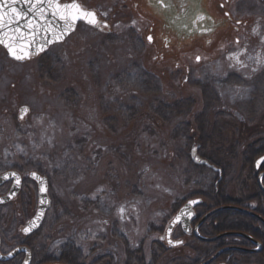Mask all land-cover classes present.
Segmentation results:
<instances>
[{"label": "rangeland", "instance_id": "rangeland-1", "mask_svg": "<svg viewBox=\"0 0 264 264\" xmlns=\"http://www.w3.org/2000/svg\"><path fill=\"white\" fill-rule=\"evenodd\" d=\"M81 1L86 8L103 5L100 0ZM114 1L108 5L113 6ZM135 1L142 6L143 0ZM220 1L205 2L210 15L224 21L223 11L217 8ZM230 1L234 24L227 23L228 28L216 31L210 41L204 37L175 41L171 35L168 36L171 41H164L162 34L167 30L163 29V14L140 13L138 9L139 13L117 14L112 19L114 13L98 7L99 17L110 20L113 32L102 34L80 25L65 42L48 52L50 76L42 75L38 60L15 64L0 49V152L4 160L0 165L2 169L9 168L21 160L31 168L38 164L41 168L42 163L50 161L49 170L44 168V172L50 181L53 205L42 235L56 238L49 260L58 261L66 244L67 251L72 244L81 256H91L92 245L96 244L103 246L98 254L115 253V263H121V247L126 245L129 250L142 247L145 264L150 261L152 264L149 242L162 233L156 231L165 229L173 215L167 205L176 204L182 190L194 189L196 186H190L191 183L207 180L206 171L190 163L191 149L199 143L198 139L188 145L184 137H174L180 119L164 124L155 116L154 108H148L151 100L148 97V101L147 95L139 104L129 98L136 90L138 74L145 72V68L138 67L150 68L152 61L163 79L162 97H193L197 103L195 115L204 111L201 91L196 86L207 85L216 92L217 104L208 107L205 114L209 129L215 120L218 122L220 132L214 141L219 142L215 146L222 153L228 152L232 164L223 180L228 192L222 203L232 205L242 181L246 192L255 191L252 175L243 166L242 152L264 140V75L253 79L264 65V0ZM150 28H153L152 43L147 39ZM231 32L227 39V33ZM241 52L240 60L246 67L237 72L228 67L227 57ZM197 56L201 57L199 62ZM176 67L181 71L185 67L190 69L184 86L171 74L167 75ZM231 71L248 82L247 89L225 84V81L231 85L241 83L229 76ZM254 100L257 111L253 121L242 117L241 112ZM134 105L137 118L128 121ZM25 107L28 113L18 122L20 110ZM217 115L221 118L217 119ZM209 135L213 137L211 132ZM211 148L205 149L204 155H210ZM240 167L243 170L239 173ZM99 189L104 190L100 193L104 207L99 197L91 198ZM121 205L127 209L123 221L117 216ZM34 206L33 200L25 211L17 201L2 209L4 228L15 236V241L20 237L18 229L31 216ZM105 220L107 224L103 223ZM239 227L242 226L235 221H228L220 229L228 231L217 239L233 236L228 234L236 233L232 230ZM7 241L9 250L13 242ZM109 243L113 246L104 250ZM178 259L179 250L175 249L161 254L156 264H179ZM248 261L252 263V259Z\"/></svg>", "mask_w": 264, "mask_h": 264}, {"label": "flooded vegetation", "instance_id": "flooded-vegetation-1", "mask_svg": "<svg viewBox=\"0 0 264 264\" xmlns=\"http://www.w3.org/2000/svg\"><path fill=\"white\" fill-rule=\"evenodd\" d=\"M100 6L96 7H88V9L93 10L97 13L98 18L100 19L101 23H107L109 25L108 28L103 29L102 31L97 28L95 31L106 34L113 32V24L110 23V20H102L98 15L97 8L103 7L109 9V13H125L128 9L127 7L118 6L116 2H114L113 6H109L108 3L112 0H100ZM132 4V10L139 13L138 9H140V13L146 12L153 15L160 16L163 14L162 19L163 22V29L167 30V32L163 33V40L164 41H171L168 37L169 35L175 37V41H187V40H194L200 38H206L205 41H210V37L216 33L219 29H226L228 28L226 25L230 23V26L234 24L232 22V12L233 7L230 5V0H222L218 3L217 8L221 9L224 14V21H217L213 18L208 9L209 5L205 2L206 0H163L167 7L160 6V0H143L142 6H140L138 1L135 0H128ZM229 1V2H228ZM79 2L86 7L81 0ZM227 3V4H226ZM229 4V5H228ZM223 5V7H221ZM235 8V7H234ZM225 13H229V15H225ZM112 18V17H111ZM112 19H115L113 16ZM242 25L247 26L246 22H243ZM208 30V31H205ZM233 30V29H232ZM149 31L151 34L149 36H153V28H150ZM233 32L227 33V39L232 35ZM148 36V37H149ZM147 37V38H148ZM226 38V37H225ZM223 38V39H225ZM221 39V38H220ZM219 41V40H218ZM59 45V44H57ZM56 46V45H54ZM52 46V47H54ZM50 47L47 52L40 54L36 57H31V60H38L41 56L48 55ZM1 51L5 54V57L8 60V56L3 48ZM189 71V70H188ZM187 71V73H188ZM264 75V65L261 68L260 73L254 77L253 79L256 80L257 77H262ZM229 76L234 80L239 79L240 82L243 84H229L228 81H225L227 86H231L235 89H247L248 82L243 80V78L237 74L236 72H229ZM187 79H185L186 81ZM226 80V79H224ZM216 95V92L214 91ZM249 102V101H247ZM246 103V101H245ZM18 122H21L19 119ZM0 152V164H4V160L1 156ZM262 154L261 156H263ZM259 156L258 158H260ZM17 159V158H16ZM19 159V158H18ZM257 160V159H256ZM21 160L17 161V165L10 166L9 168H1L0 165V176L9 171L14 170L20 174L22 179V187L21 191L18 194L17 198L11 201L8 204L0 205V213L2 209H5L9 205H12L18 201L19 207L23 208L24 200H26L28 208L32 206V202L34 200L35 206L33 209V213L30 217H27L26 220L21 224V227L18 229V240L15 241V236L10 235L8 233V229L4 228V214H0V256H7L11 253L14 249L18 247H25L28 248L31 253V263L30 264H54L50 263L49 257H51V251L54 254V242L55 239L51 238L50 236L44 237V229L46 226V218L49 212L46 214L43 224L39 230L34 232L30 235H24L22 233V229L26 226V224L31 220L34 216L37 208V186L36 183L30 178L31 172H36L44 177L47 178L48 182V194L49 199L51 201V207L53 205V199L51 197V185L49 178L44 172V168L49 170L50 168V161L47 163H42L41 168L39 164L37 167L33 166L32 168L26 162H20ZM255 163V162H254ZM211 165V164H210ZM214 169H210L208 167L200 166L203 170L206 171V181L205 182H194L191 183L190 186H196L194 189L191 187L187 188L189 190H182L179 194L178 200V208L175 212L177 214L180 209L189 201L198 200L199 202L192 208L193 215L192 219L189 222L188 227H184L180 223L176 225L172 232L171 236L169 237L173 242L182 241V244L178 246H172L169 244L167 239V228L170 223L166 225L165 229H161L162 233L159 234L158 237L154 238L149 242V248L152 252H158L160 250L164 251L157 254H163L165 252H169L171 250H179V264H203L209 261L213 256L218 254V256L208 264H243L242 259L243 255H250L252 256V263L250 264H258V261L263 262V255H264V192L258 185V177L260 174H264V169L261 166L256 169L253 166L254 172L257 174V187H255V191L253 193L246 192L244 190V182L242 181L243 188H237V199L233 201L232 206L236 209L244 210L248 213L240 212L237 210H222L218 211L214 214H211L213 211L227 206L226 204L222 203V201L227 197V189L226 185L224 184L223 180L225 178L226 173H229L232 169V166H222L217 167L214 166ZM242 168L240 167L239 173L242 172ZM252 170V171H253ZM249 173L250 171L247 170ZM246 178H249L248 176ZM251 179L253 176L250 177ZM12 182H5L0 185V197L5 196L10 187ZM262 186L264 187V177L262 178ZM184 187V186H183ZM28 190V191H26ZM25 194V198H24ZM34 197V198H33ZM214 203H218V206H215ZM174 214V215H175ZM211 214V215H210ZM207 215H209L207 217ZM261 218L258 219L257 217ZM24 217V216H22ZM173 217V216H172ZM171 217V218H172ZM206 217V218H205ZM246 218V219H245ZM24 219V218H23ZM235 221L238 225H245L247 223L248 231L242 230L241 227L232 230L238 234H244L251 238L252 241L242 237V236H227L221 237L212 241V239L221 236L222 234L226 233L227 231H221V227L228 221ZM247 220H250L249 222ZM247 221V222H246ZM156 232H160L157 230ZM161 237H165L161 239ZM50 238L52 240H50ZM7 240H12L13 247L8 250L7 248ZM17 243V244H14ZM259 246H258V245ZM52 249V250H51ZM160 249V250H159ZM158 250V251H157ZM187 253L185 254V252ZM245 251H254V252H245ZM181 253V254H180ZM49 262H43L46 260ZM25 259V254L21 253L15 256L13 259L9 261H1L0 264H22ZM43 262V263H40ZM151 264V261L149 262Z\"/></svg>", "mask_w": 264, "mask_h": 264}, {"label": "trees", "instance_id": "trees-1", "mask_svg": "<svg viewBox=\"0 0 264 264\" xmlns=\"http://www.w3.org/2000/svg\"><path fill=\"white\" fill-rule=\"evenodd\" d=\"M127 1L128 0H115L114 2H116L118 6L127 7L128 10H126L125 13L131 14L132 12H134L132 11V4L129 1L128 2ZM117 14L116 13L113 14L115 19L117 17ZM178 59L179 58L175 60H178ZM38 62L40 64L39 68L41 69L40 72L42 73V75L45 76L49 74L50 76V73L52 71L49 72L50 70L49 65L51 64L49 57L47 55L41 56L38 59ZM151 63L152 64L150 68L147 65L146 67L145 65L138 67V68H143V69L145 68V72L142 70L138 74L136 82L134 83V88L136 90H134V92L130 94L129 98L134 100L135 104H139V101L145 98L146 97L145 95H147V99L149 97L151 100L148 105V108L149 109L154 108L155 116L159 117L164 122V124L169 123L171 120L180 119V121L178 122V126H177L179 128H177L175 131V135H174L175 138L177 136L184 137L185 139H187L188 145H190L191 143L196 141V139H198L199 143H196L197 144L196 146H198V152L203 159L207 160L211 165H214L217 167L230 166V162H229L230 158L228 156V152L223 151L222 153L218 148H216L217 142L219 141L217 142L214 141L215 135H218V133L220 132V126L218 122H216L215 120L214 123L212 124L211 129H209V124L206 120L205 113H207L208 109L211 106H215L217 104V97L214 94V91L212 90V88L207 85L205 86L197 85L196 86L201 91L200 101L202 104H204V111L200 113L198 112L199 114L197 113L195 115L194 109L196 108L195 105L197 103H196V99L194 101L193 97L189 98V97L181 96L180 98H175V99H169V98L162 97L163 96L162 95L163 94V90H162L163 79L159 75L160 73L157 74L158 70L153 65L154 61H152ZM168 74H171L169 75L171 77L174 76L176 78L175 81L179 82L181 86H184L185 84L188 83V81L187 80L185 81V79L190 74V69H187V67H185L181 71L179 68L176 67L170 73H167V75ZM171 83H174V82L171 81ZM158 97L160 99L156 100L158 99ZM153 103H157V104L152 105ZM256 104H257L256 100H254L253 102H249L248 105H246V108H244L243 111L241 112L243 114L242 117L246 116V117H249L250 120H253L255 118L256 111H257ZM130 113L131 114L127 116V120L128 121L136 120L137 113L135 110V105H134V108L130 110ZM216 118L220 119L221 115H217ZM210 132L213 134V137L209 135ZM234 146H235L234 147L235 149L236 145ZM210 147H213L210 149V151L207 150L210 153V155H206V154L204 155L203 151L207 148L209 149ZM262 154H264V140L256 142L252 146H249L244 152H242V156L244 158L243 166H245L247 170L250 171L248 174L253 176L252 181L254 182L255 187H257V183H256L257 174L254 172L253 166H254V162L256 161V159H258V157L261 156ZM190 163L193 164L191 160H190ZM192 166L202 169L200 166H197L195 164H193ZM261 168L264 169V165H262ZM178 205H179L178 203L169 204L167 205V208L168 207L170 208L171 213H175L178 208ZM27 209H28V205H27L26 200H24L23 210L26 211ZM247 221L249 222L250 220H247ZM242 227H241L242 230L248 231L247 223H245V225H243ZM69 228L70 227L67 224V230ZM56 233L59 234L58 231L57 232L54 231V234ZM49 236L53 239H56L55 236L52 237L50 234ZM51 238L50 240H52ZM67 245L68 244H66L64 248L62 249V251L60 252L59 254L60 257L58 261L50 260V263L59 262L61 264H111L113 262L112 264H145V257H144L142 247L136 250H129L128 246L122 245L121 248H123V250L121 251V253L123 254V256H122V260L120 261L121 263H115V256H114L115 253L111 254L107 252V254H101L102 252H100L98 254V251L100 250V248L103 247L102 245H96V244L92 245L91 256L88 255L87 257L81 256L79 250L75 248L74 245L72 244H71V249L67 251L66 249ZM110 246H113V245L110 243L104 245V247H106L104 250L110 249ZM117 246L119 247V245H116L115 247ZM160 251L164 252L162 250ZM160 251L158 252L154 251V253H152V256L155 262V263L152 262V264H156L157 261L159 260V256L162 253L161 254H157V253H160ZM249 259L251 260L252 256L243 255L242 263L250 264L251 262L248 261ZM43 262L47 263L49 262V260L46 258V260H44ZM43 262H40V263H43ZM258 264H264V257H263V262L258 261Z\"/></svg>", "mask_w": 264, "mask_h": 264}, {"label": "snow or ice", "instance_id": "snow-or-ice-1", "mask_svg": "<svg viewBox=\"0 0 264 264\" xmlns=\"http://www.w3.org/2000/svg\"><path fill=\"white\" fill-rule=\"evenodd\" d=\"M18 4H23L27 8V11L18 8ZM160 6L167 7L168 5H165L163 0H160ZM221 7H223V5H221ZM225 15H229V13H225ZM21 21H24L22 25ZM79 24L91 26L100 29L101 31L109 27L106 22L101 23L95 11L87 10L79 0H69V2H61V0H0V45L4 46L7 49L9 56L15 60H22L26 57H30L34 54V51L43 50L47 44L59 41L63 36L74 31ZM37 37L42 41L39 43L38 49L36 48ZM147 39L149 43L153 42L152 36H149ZM236 43L238 44L239 40H237ZM262 43H264V41H262ZM241 55H243L242 52L233 53L227 57L230 61L228 65L230 69L239 72L241 68L246 67V65L240 60ZM200 59V56L196 57L197 62H199ZM252 71L255 72L256 69L254 68ZM27 113L28 108H22L20 110L19 119L23 120ZM44 140L45 137L42 134L41 143H43ZM47 142L51 144L52 140L48 139ZM17 147L20 152H24L19 146ZM192 152L193 159L200 162L199 157L196 156V149H193ZM261 165H264V158L257 161V167L259 168ZM31 178L41 185L40 192L42 198L39 201L40 208L37 211L35 218L30 220L28 226L24 227L22 230L25 235L30 234L32 229L37 226V222L43 217L44 205L46 203V200L43 198V194L47 192V188L44 186L45 181L35 172L31 173ZM0 180L6 182L11 181L14 189L18 188L21 184V176L15 171L0 176ZM103 191V189H99L91 197L93 200H96L99 197L101 207H104V198L100 196V193ZM14 195L15 191L11 192L9 194V199ZM0 203H3V200H0ZM196 203L197 201H190L187 207L180 210V214L175 217L173 223H182L183 217L191 218V206ZM104 210L108 211V208H105ZM134 210L135 209H133V211ZM126 213L127 209L123 205L117 209V216L121 221L126 219ZM103 223L107 224L108 221L105 220ZM171 232L172 225H169V237L171 236ZM164 238L165 237H161V239ZM168 242L172 246L182 244V241H176L174 244L170 238ZM9 256L11 257L12 254L9 253ZM23 264H29L28 260L25 259Z\"/></svg>", "mask_w": 264, "mask_h": 264}, {"label": "water", "instance_id": "water-1", "mask_svg": "<svg viewBox=\"0 0 264 264\" xmlns=\"http://www.w3.org/2000/svg\"><path fill=\"white\" fill-rule=\"evenodd\" d=\"M17 7L23 9L24 11H27V8H26L23 4H18ZM23 23H24V21H21V25H22ZM61 26H62V25H61ZM77 26H78V25H77ZM77 26H76V28H77ZM90 27H91V26H90ZM76 28H75V30H76ZM75 30H74V31H71V32H69L67 35L63 36L59 41H56V42H52V43L47 44L46 47L43 48V50H36V51H34V54L31 55V56H38V55H40V54L46 52V51L48 50L49 47H51V46H53V45H55V44L62 43V42L65 41V40H66L71 34H73V33L75 32ZM41 42H42V41H40V38L37 37V46H36L37 49H38V45H39V43H41ZM0 46L6 51L8 58H9L10 60H12V61H15V62H17V61H24V60H28V59L30 58V57H26V58H24V59H22V60H15V59H13V58H11V57L9 56L8 51H7V49H6L4 46H2V45H0ZM193 149H196V156L199 157V161H200V162H197L195 159H193V152H192ZM192 150H191V153H190V158H191V161H192L193 164L198 165V166H205V167H208V168H210V169H214V167H213L212 165H210L206 160L202 159V158L198 155V153H197V148H196V147H193ZM262 158H264V155L261 156L260 158H258V159L255 161L254 166H255L256 169H258V167H257V161L261 160ZM13 171H14V170H9V171L3 173L1 176L5 175V174H8V173H11V172H13ZM15 172H16V171H15ZM31 173H32V172H31ZM31 173H30V178H31ZM35 173H36V172H35ZM18 174H19V173H18ZM19 175H20V174H19ZM37 175H39V176L41 177V179H43V180L45 181V185H44V186L47 188V192H46L45 194H43V198L46 200V203H45V205H44V215H43V217L37 222V226H36L35 228L32 229V231L30 232V234H33L34 232H36V231L42 226V223H43L44 217H45L47 211L49 210V208L51 207V201H50L49 196H48V182H47V178L44 177V176H42V175H40V174H38V173H37ZM263 177H264V174H260V175H259V177H258V185H259V187L261 188V190L264 192V187L262 186V183H261V179H262ZM31 179H32V178H31ZM32 180H33V179H32ZM33 181L36 183V186H37V208H36V212H35L34 216L31 218V220L35 218V216H36V214H37V211H38L39 208H40L39 201H40V199L42 198V194H41V192H40V187H41V185H40L36 180H33ZM5 182H6V181L0 180V185H2V184L5 183ZM7 182H9V181H7ZM21 187H22V179H21V184H20V186H19L18 188H15V189H14V188H13V183H12V184H11V187H10V189H9V191H8V193H7L5 196L0 197V200H3V203H0V205L8 204V203H10L11 201H13V200L18 196L19 192L21 191ZM13 191H15V195H14L11 199H9V194H10L11 192H13ZM192 201H197V203L199 202L198 200H192ZM189 202H190V201H189ZM189 202L186 203L181 209H184L185 207H187V206L189 205ZM197 203H196V204H197ZM196 204H194V205L191 206V211H192V208H193ZM181 209H180V210H181ZM227 209H232V210H237V211H240V212L248 213V212H246V211H244V210L236 209V208H234V207H233V208H230V207H224V208H221V209H218V210L213 211L211 214H213V213H215V212H218V211L227 210ZM179 214H180V211H179V212H178V213L172 218L171 222L169 223V225H172V230H173V228H174L176 225H178V224H174L173 221L175 220V217H176L177 215H179ZM211 214H210V215H211ZM192 215H193V211H192ZM208 216H209V215H207V217H208ZM256 217H257V216H256ZM205 218H206V217H205ZM257 218L261 220V218H259V217H257ZM191 219H192V216H191V218L183 217V218H182V223H183L182 225H183L184 227H188V226H189V222L191 221ZM28 223H29V222H28ZM28 223L26 224L25 227L28 226ZM263 224H264V221H263ZM169 225H168V228H169ZM168 228H167V239H168V241H169ZM22 230H23V229H22ZM22 233L24 234L23 231H22ZM30 234H28V235H30ZM24 235H25V234H24ZM228 235L242 236V237L248 239L249 241H252L250 237H248L247 235H244V234L234 233V234H228ZM216 239H217V238H216ZM216 239H212V240H216ZM173 243L175 244V242H173ZM257 245H258V244H257ZM258 246H259V245H258ZM18 250H22V251H18ZM245 252H249V253H250V252H254V251H245ZM21 253L25 254V259H27L28 262H29V264H30V263H31V253H30L29 249H28V248H25V247H18V248H16V249H14V250L11 252V254H12L11 257L9 256V254H8L7 256H0V260H1V261H9V260L13 259L15 256H17V255H19V254H21ZM217 256H218V254H216V255L213 256L209 261H207V262H205V263H203V264H208V263H210V262L213 261ZM25 259H24V260H25ZM23 262H24V261H23ZM22 264H23V263H22ZM54 264H60V263H54Z\"/></svg>", "mask_w": 264, "mask_h": 264}]
</instances>
